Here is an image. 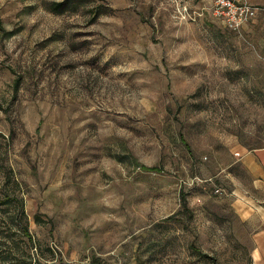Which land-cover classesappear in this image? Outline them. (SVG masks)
<instances>
[{"label": "rangeland", "instance_id": "rangeland-1", "mask_svg": "<svg viewBox=\"0 0 264 264\" xmlns=\"http://www.w3.org/2000/svg\"><path fill=\"white\" fill-rule=\"evenodd\" d=\"M214 1L0 0V195L26 213L0 207V264H249L264 9L239 33Z\"/></svg>", "mask_w": 264, "mask_h": 264}, {"label": "crops", "instance_id": "crops-1", "mask_svg": "<svg viewBox=\"0 0 264 264\" xmlns=\"http://www.w3.org/2000/svg\"><path fill=\"white\" fill-rule=\"evenodd\" d=\"M236 151L240 153L237 160L246 170L244 177L250 176L254 187L231 191L236 231L250 245L249 264H264V148L245 150L244 146L237 145Z\"/></svg>", "mask_w": 264, "mask_h": 264}, {"label": "built area", "instance_id": "built-area-1", "mask_svg": "<svg viewBox=\"0 0 264 264\" xmlns=\"http://www.w3.org/2000/svg\"><path fill=\"white\" fill-rule=\"evenodd\" d=\"M212 14L229 30L241 33L242 28L253 20L257 13L264 9L248 0H215ZM182 18L195 19L201 12L191 11L186 5L177 7ZM238 156L240 153L235 152Z\"/></svg>", "mask_w": 264, "mask_h": 264}, {"label": "trees", "instance_id": "trees-1", "mask_svg": "<svg viewBox=\"0 0 264 264\" xmlns=\"http://www.w3.org/2000/svg\"><path fill=\"white\" fill-rule=\"evenodd\" d=\"M14 200L18 201V206H19L18 209L20 212L19 214H21L20 216H25V214H26L25 213V205H24V199L22 197L12 196L9 193H4L3 195H0V207L3 205H8L11 203V201H14ZM181 200H182L183 205L186 206L187 200H186V196L184 193H182ZM22 230H23L25 235H27L29 238H32V236L29 232V229H28V225L26 223H23ZM59 264H66V263L61 261Z\"/></svg>", "mask_w": 264, "mask_h": 264}]
</instances>
